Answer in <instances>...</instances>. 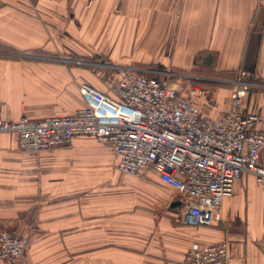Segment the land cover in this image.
Returning a JSON list of instances; mask_svg holds the SVG:
<instances>
[{"label":"crops","instance_id":"crops-1","mask_svg":"<svg viewBox=\"0 0 264 264\" xmlns=\"http://www.w3.org/2000/svg\"><path fill=\"white\" fill-rule=\"evenodd\" d=\"M109 64L211 79L244 71L264 85V1L0 0V120L71 116L85 106L84 84L114 97ZM196 83L215 101L204 112L221 117L231 86ZM243 112L260 116L264 133V89L247 94ZM118 162L112 144L89 136L35 154L0 134V223L29 241L21 260L0 264H187L194 245L221 242L229 264H264L254 176L235 183L218 224L194 227L183 223L187 198Z\"/></svg>","mask_w":264,"mask_h":264},{"label":"built area","instance_id":"built-area-1","mask_svg":"<svg viewBox=\"0 0 264 264\" xmlns=\"http://www.w3.org/2000/svg\"><path fill=\"white\" fill-rule=\"evenodd\" d=\"M85 2L92 8L95 0ZM106 68L117 75L114 97L84 84L80 93L85 106L71 116L0 120V134H16L19 149L35 154L66 147L80 136L112 144L122 174L145 179L154 171L162 184L189 200L183 216L187 226L218 224L223 202L243 174L254 176L264 188L262 118L243 112L247 94L264 85L244 71L230 79H211L132 65ZM197 81L231 86L221 117L204 112L203 107L216 105L208 97L209 87ZM28 244L27 237L0 223L1 259L21 260ZM186 263L229 264L228 244L194 245Z\"/></svg>","mask_w":264,"mask_h":264},{"label":"rangeland","instance_id":"rangeland-1","mask_svg":"<svg viewBox=\"0 0 264 264\" xmlns=\"http://www.w3.org/2000/svg\"><path fill=\"white\" fill-rule=\"evenodd\" d=\"M120 65H121V64H120ZM133 66H134V65H133ZM136 67H142V65H141V66H138V65H137ZM145 68H148V67H145ZM110 71H112L113 73H115V74H116V72H115V71H113V70H110ZM213 77H216V76H212V78H213ZM225 77H229V76H225ZM225 79H228V78H225Z\"/></svg>","mask_w":264,"mask_h":264},{"label":"trees","instance_id":"trees-1","mask_svg":"<svg viewBox=\"0 0 264 264\" xmlns=\"http://www.w3.org/2000/svg\"><path fill=\"white\" fill-rule=\"evenodd\" d=\"M146 67L151 68V67H149V66H146ZM229 76H234V74H229Z\"/></svg>","mask_w":264,"mask_h":264}]
</instances>
